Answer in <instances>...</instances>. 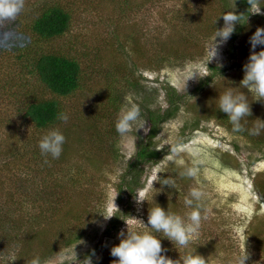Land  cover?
<instances>
[{
    "label": "rangeland",
    "instance_id": "374dc122",
    "mask_svg": "<svg viewBox=\"0 0 264 264\" xmlns=\"http://www.w3.org/2000/svg\"><path fill=\"white\" fill-rule=\"evenodd\" d=\"M53 1L70 13V26L57 37L36 39L27 17L39 5ZM227 3L232 6L224 8L220 0H24L23 8L15 15L19 21L15 17L0 20V34L10 33L6 41L0 40V264H29L34 255L49 254L52 249L41 264H85L86 257L93 264H112L117 258L110 255L109 249L118 243V230H126V223L137 231L145 230L137 219L146 223L148 209L155 203L183 215L187 211L184 197L193 186L201 187L205 193L196 251L208 264H229L242 247L243 237L237 229L243 226L248 253L245 264H264V249L252 237L256 223L264 227V196L254 183L256 177L264 179V145L258 147L215 118L203 117L218 106L216 96L225 87L239 84L242 65L252 50L248 38L257 26L264 27V14L251 12L256 1L242 33L222 45V64L215 59L206 61L216 27L224 23L220 14L237 8L236 0ZM204 34L206 38L185 50V59L167 53L173 52L169 47L175 43H194V37H205ZM184 38L188 40L183 41ZM138 46L141 53L136 50ZM261 47L264 46L258 45L255 50ZM42 51L76 59L81 72V87L58 98L69 120L55 125L62 130L74 122L72 128L76 132L69 154L63 155L65 159L56 170L42 167L38 160H32L29 167L23 165L31 158V153L25 151L36 148L35 139L41 136L22 116L23 108L32 94L50 96L29 73L27 65L32 56ZM241 91L247 95L255 122L264 120V100L255 99V94L245 88ZM168 94L178 105L151 139L158 160L132 169L128 162L135 154L137 142L148 139L150 122L146 109L162 111ZM129 101L139 104L146 120L144 131H135L133 126L129 134H115V121ZM262 132L264 129L261 135ZM177 140L200 150L202 163L196 177L180 176L182 166L168 159L169 148ZM161 144L165 145L157 149ZM94 146L103 155L110 148L117 155L107 153L101 161L104 166L88 164L85 156L96 152ZM179 158L190 164L191 152H182ZM158 169V176L174 180L172 187L161 185L158 180L152 182ZM132 171L136 176H132ZM79 173L85 175L76 182ZM139 193L146 200L138 205L135 196ZM70 194L73 203L83 194L79 212L86 207L87 213L80 216L84 219L91 215L92 220L86 222L80 237L66 244L67 237L61 240L55 228L58 209H63L56 198L64 199ZM164 199L169 201L162 202ZM88 203L90 207L86 206ZM116 212L117 226H111ZM102 213L113 215L104 221ZM98 223L103 227H98ZM73 226L75 221L71 220L69 229ZM159 239L162 248L167 249L166 256L175 259L184 254L182 246L167 237ZM207 243L214 244L210 253L201 249ZM19 251L22 255L18 258Z\"/></svg>",
    "mask_w": 264,
    "mask_h": 264
},
{
    "label": "clouds",
    "instance_id": "9594fccd",
    "mask_svg": "<svg viewBox=\"0 0 264 264\" xmlns=\"http://www.w3.org/2000/svg\"><path fill=\"white\" fill-rule=\"evenodd\" d=\"M258 5L251 12L264 14L261 13ZM23 6L24 0H0V20L13 19ZM220 15H222L224 23L222 27H216L206 60L215 59L218 64H222V61L219 59L222 45L227 42L235 31V24L240 22V15L232 10L223 11ZM216 19L217 16L214 24ZM9 35V32L4 31L0 34V40L6 41ZM216 37H219V39L217 40ZM248 42L252 50H250L246 61L242 65L243 75L239 80V84L237 86L225 87L216 96L218 108L226 113L233 133L244 132L245 125L248 123V117L250 116L249 100L245 92L241 91V88L247 89L248 93H254L255 99L264 100V47H261L258 51L255 50L258 45L264 46V27L257 26L255 31L249 36ZM56 119L67 123L69 114L64 111L58 112ZM145 124L146 120L141 115L139 104L129 101L121 109L115 121V129L117 133L126 135L133 130V126H135V131L138 129H143L144 131ZM262 129H264V120L258 119V122L247 128V132L249 135H259ZM64 142L65 136L58 125L48 127L41 134L37 144L41 156L45 158V163L48 162V157L55 159L60 156ZM165 144H161L157 149L162 148ZM185 151L191 152L192 159L190 164H186L184 159L179 158L180 154ZM169 152L168 159L174 160L182 166V170L179 172L180 176H197L199 165L202 163L201 153L198 148H191L177 140L169 148ZM159 171L158 169L153 175L152 182L158 180L161 185L172 187L175 183L174 180L170 177L161 178L157 175ZM204 199L205 193L202 188L193 186L184 197L183 203L187 211L183 215L170 211L167 208L165 209L158 203H155L148 209L146 223L136 218L145 226V230L137 231L126 223V230L121 229L117 232L118 243L111 245L109 249L110 255L117 258L112 261V264H208V260L195 249L203 218L201 210L204 207ZM135 200L139 205L146 198L143 193H139L136 194ZM112 215L102 213L103 220L107 221ZM97 226L103 227V224L98 223ZM245 229L246 227L243 226L237 229L239 236L243 237L241 241L242 247L231 258L229 264H245L248 258L244 243ZM156 233H162V235H156ZM159 237H167L173 244L182 246L184 254L179 255L175 259L166 256L164 253L167 249L162 248ZM14 258L15 256L12 259ZM86 258L85 264H93L90 258ZM29 264H41L39 255H34L30 259Z\"/></svg>",
    "mask_w": 264,
    "mask_h": 264
},
{
    "label": "trees",
    "instance_id": "16d2710c",
    "mask_svg": "<svg viewBox=\"0 0 264 264\" xmlns=\"http://www.w3.org/2000/svg\"><path fill=\"white\" fill-rule=\"evenodd\" d=\"M146 1V0H143ZM222 4L224 5V8L230 7L232 5H228L227 0H220ZM258 2L260 8L264 11V0H236L237 2V8L232 9V11L238 13L240 15V22H237L235 24V31L230 37V41H233L240 33H242L244 27L247 25V18L250 17V9L252 4L254 2ZM125 2V0H124ZM121 4L120 2H118ZM124 4V3H122ZM254 16V15H253ZM26 17V14L23 16V18ZM22 18V16H21ZM28 27L30 28V31L36 36V39H51L54 37H57L61 34H63L70 26L71 18L70 13L59 3L56 1H53L51 4L48 5H39L37 10H32L29 13V16L27 17ZM15 21H19V16L15 17ZM211 23V22H210ZM213 24V23H211ZM214 28H215V24ZM213 31V30H212ZM211 31V32H212ZM210 32V33H211ZM205 37H194V43L193 40H189V43L185 40H188V38H184V43H187V45L181 44L180 46L175 43L172 46L169 47V50L172 52H167L169 54H173L175 57H181L180 59H185L188 54H184L185 50L187 48H194L198 42L202 38H206V34H204ZM137 51H140L139 46L136 49ZM192 55V54H191ZM193 55L192 57H194ZM191 57V56H190ZM160 59H164L162 56H159ZM30 66L29 73L43 85V87L46 89L47 93L50 96H35L32 94L31 100H29L26 105L23 108V117L27 118V120L30 122V124L35 127L41 134L50 126L55 125L59 122V120L56 119V114L58 112L64 111L63 106L61 102L58 100L60 97H65L70 95L71 93L78 90L82 83H81V72H80V65L78 61L72 57L66 56L61 53L56 52H44L36 54L31 57L30 61L27 64ZM158 67V66H156ZM146 68V67H144ZM201 86V84H200ZM177 102L172 101V98L169 97V94L167 96V106L162 111H151L146 109L147 114L146 118H148L150 122V127L148 129V132L146 133V137L148 138L147 141L145 139H141L137 142L136 145V151L133 157L128 162V166L132 169H136L141 163H153L158 160L159 154L158 151H156L151 146V139L155 136L159 129V124L164 121L165 119L172 116L176 109H177ZM204 118H215L219 123L223 124L225 127H227L229 130H231V124L228 121V118L226 116V113L222 112L218 106H213L210 110V112L205 113L203 115ZM256 120L254 119V116L252 112L250 111V116L248 117V123L245 125V131L237 134H241L246 136L248 139H250L252 142L257 143L256 146L262 147L264 145V132H262V135H249L247 132V128L251 127ZM75 123L71 122L70 124L62 127V132L65 136V142L63 145V150L58 158H51L48 157V162L45 163V158L41 156L37 140L35 145L36 148L33 146L32 148L26 150V153H31V158L27 159L26 163H23L25 167H29L28 164L32 160H38V162H41L43 165L42 167H47L52 170H56L58 167V163L63 161L65 157L63 155L66 153L69 154V151L71 150L70 142H72V138H74L75 132L72 127H74ZM113 128V127H112ZM73 133V134H72ZM110 133V130H109ZM72 134V136H71ZM106 134L108 135L107 131ZM115 134H119L115 131ZM110 136H112V133H110ZM70 138V139H69ZM83 139H80L79 142H82ZM264 147V146H263ZM96 149V152L93 154H89L85 156V162H88V164H101V161L104 159L107 153L110 155L116 154V151L112 148H110L108 151L104 153V155L100 152L99 147L94 146ZM100 152V153H98ZM12 153V152H11ZM10 154V153H8ZM103 165V164H101ZM104 166V165H103ZM42 169V168H41ZM40 170V169H39ZM139 170V169H138ZM132 176H136V173L132 171ZM85 174H78V177L76 178V182H79L80 179H83L82 177ZM132 179L133 182H135ZM86 181V180H85ZM256 189L258 193L261 196H264V179L260 181L259 177H256V181L254 182ZM82 196L83 194L78 195V197L75 199V202L73 203V195L66 196L65 198H56L57 202H62L63 209H58V216L59 218H56L59 220L57 222V225H55V228L57 231L60 232L59 235H57L61 240L64 239V237H67L65 239L66 244L71 243L72 241L76 240L81 235V230L86 225L87 221L92 220L91 215H86V218H82L80 214L85 212L87 213L86 207L82 208ZM53 200L50 202V209L53 204ZM61 200V201H60ZM118 201H121V198L119 196ZM167 202L169 199H164L162 202ZM76 206L77 209H75ZM81 206V207H80ZM87 207L89 203L86 205ZM162 206V205H160ZM66 207V209H65ZM39 216V214H37ZM119 215L115 214V216L111 219V226H117V218ZM71 220L75 221V226L69 229V224L71 223ZM258 225H254L252 236L256 242V244L259 246L260 249H264L263 243L264 239H262V233H264V227L261 228L259 223H256ZM11 229L13 230L14 227L12 226ZM72 229V230H71ZM67 232V235H64L62 233ZM249 231V228H248ZM12 238V237H9ZM201 249H207L206 252H211L214 249L213 243H207L201 246ZM53 249L50 250V253L47 254V252H43L42 256L40 257V261L44 259L45 257H48L52 253ZM46 253V254H45ZM22 255V252H18V258Z\"/></svg>",
    "mask_w": 264,
    "mask_h": 264
}]
</instances>
